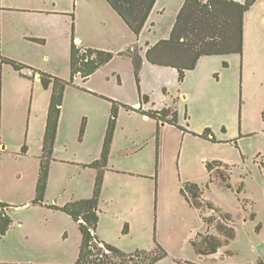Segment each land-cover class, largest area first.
I'll use <instances>...</instances> for the list:
<instances>
[{"label": "rangeland", "instance_id": "rangeland-1", "mask_svg": "<svg viewBox=\"0 0 264 264\" xmlns=\"http://www.w3.org/2000/svg\"><path fill=\"white\" fill-rule=\"evenodd\" d=\"M183 2L156 0L148 22L136 34L106 0H47L54 15L5 9L0 0L2 52L36 74L70 79L73 35L85 47L113 53L89 79L76 80L64 91L42 205L32 203L44 132L42 112L48 100L47 111L53 85L38 82L44 102L33 93L32 80L0 62L1 138L7 149L0 195L12 205L15 221L24 229L31 225L37 229L31 243L41 244L42 254L73 252L76 260L81 237L76 222H64L61 210L48 206L92 195L98 170L90 163L101 155L116 101L109 171L98 205L100 239L129 253L152 250L156 242L167 256L155 264H264V0H256L245 14L242 53L205 55L180 81L176 68L150 63L143 50L136 73L132 57L124 51L168 39ZM179 90L185 97L180 100L178 122L183 127L189 124L188 133L126 107L162 109L169 95ZM206 127L211 129L210 138L201 136ZM24 145L28 151L20 155ZM209 161L228 164L231 188L208 170ZM187 181L204 182V201L216 207H205L206 215H232L236 237L214 256L200 257L192 246L191 240L206 231L207 223L180 194Z\"/></svg>", "mask_w": 264, "mask_h": 264}, {"label": "trees", "instance_id": "trees-1", "mask_svg": "<svg viewBox=\"0 0 264 264\" xmlns=\"http://www.w3.org/2000/svg\"><path fill=\"white\" fill-rule=\"evenodd\" d=\"M129 25L139 34L145 26L149 13L153 10L156 0H106ZM256 0H185L178 11L174 27L169 38L160 40L154 45L147 44L146 58L152 64L166 65L179 71V80H183L187 70L195 68L197 61L205 55H222L242 53L244 45V14L250 10ZM0 34V62L9 64L23 77L33 78L25 74V70L35 69L18 60L6 57L1 49ZM41 42L42 40H36ZM124 53L132 57L135 72L140 71L143 56L138 46H129ZM113 53L101 49L85 47L76 42L73 35L70 44V79L54 76L48 72H39L40 81L45 87L50 83L51 90L50 106H48L47 122L42 151L38 156L40 169L36 187V196L32 204H45V192L48 187V177L53 160L55 141L57 139L58 122L63 105L64 90L67 86L76 85L78 79L86 81L100 66L106 64ZM148 100V96H144ZM114 101V100H113ZM2 92L0 83V170L1 161L5 151L2 150ZM127 109L139 111L162 123L172 124L182 131H189L178 122L177 108L163 107L158 110L143 111L126 105ZM119 103L114 101L111 117L107 126L106 137L103 141L101 156L94 159L90 165L98 170L96 172L93 193L88 198L73 199L62 205L52 204L48 207L65 211L78 224L81 232L79 254L74 264H155L160 258L167 256V252L160 244L155 242L152 250L137 249L129 253L117 248L113 244L100 239L97 233V225L100 220L98 205L103 185L104 173L108 167V157L111 152V142L114 137L115 124L117 122ZM264 121V108L262 111ZM196 134V133H194ZM211 129L206 127L201 136L210 138ZM215 140L213 137L211 138ZM27 146H23L20 155L26 154ZM263 164V163H262ZM209 171L216 172L215 178H219L228 188H231L228 164L221 161L206 162ZM212 178H210V181ZM243 187L241 184L240 189ZM180 194L197 210L204 222L207 223L205 232L197 233L191 240L192 246L198 256H213L218 250L228 245L236 237V230L232 223V215L219 213V215H206L204 208H216L210 200L204 201V189L196 181H187L181 188ZM10 204L0 198V237L7 233L12 218L8 214ZM256 217L255 213L251 218ZM214 229L211 233L209 229ZM127 228H124L125 232ZM189 264H192L188 262Z\"/></svg>", "mask_w": 264, "mask_h": 264}, {"label": "crops", "instance_id": "crops-1", "mask_svg": "<svg viewBox=\"0 0 264 264\" xmlns=\"http://www.w3.org/2000/svg\"><path fill=\"white\" fill-rule=\"evenodd\" d=\"M240 1H242V0H240ZM52 5L55 6V3L53 2ZM52 5L48 6L47 0L45 2H43L42 4L37 3V1H34V0H24V1L20 0L19 2L15 1V0H9L6 3L3 2V0H2V6L5 9L18 11V12H34L37 14H41V13L53 14V15L56 14L54 12L55 9H53L54 7ZM154 7H155V5H154ZM154 7H153V10H154ZM153 10H151L150 13ZM179 11H180V9H179ZM150 13H149V16H150ZM245 14H244V19H245ZM149 16H148V19H149ZM148 19L146 22H148ZM244 27H245V22H244ZM1 38H2V36H1ZM78 40H79V38L76 40V42ZM77 43L82 44L81 41L77 42ZM1 49H2V39H1ZM146 49H147V46H146ZM146 49H143V48L141 49V54H142L143 58H144V55L142 52H143V50H145V52H146ZM46 57H47V55L44 56V59H46ZM145 58H146V55H145ZM3 65H9V64H3ZM162 66H166V65H162ZM166 67H171V66H166ZM4 70H5V68L3 69V71ZM190 70H192V69H190ZM24 72L25 73L27 72L26 74H30V72H32V71H26L25 70ZM21 77H23V76H21ZM23 78H26V79L33 81L32 82L33 88H34L32 90L33 93L35 92L39 98H43V101L46 102V95H43L42 93H40L41 88H40V85L38 84V82L40 81L39 73L34 75L33 78H28V77H23ZM35 79H37V80H35ZM181 81H183V80H181ZM67 87H69V86H67ZM50 97H51V95H50ZM184 97L185 96L183 95V92L181 90H179L178 93L169 95V100L166 102L164 107L177 108L178 116H179V114H180V111H179L180 100H181V98H184ZM48 99H49V97H48ZM63 101H64V96H63ZM47 103H48V100H47ZM47 103H45V106L43 107V112H42L43 119H44V122H42V126L44 125L43 138H44L45 126H46L47 114H48V107H47V111H46ZM49 106H50V102H49ZM62 106H61V114H60L59 122L61 120V115H62ZM143 115L148 116L146 114H143ZM59 122H58V126H59ZM165 124H166V126H174V125L168 124V123H165ZM188 126H189V124H187V127H185V126L184 127L188 129ZM57 133H58V130H57ZM43 138H41V141H43ZM113 139H114V137H113ZM2 145H4V144H2ZM111 145H112V142H111ZM4 147H5V145H4ZM3 150L5 151V154H6L7 149L4 148ZM38 151L41 154L42 144L38 148ZM5 154H3L2 161L4 159ZM39 155H37V157ZM110 157H111V152H110V156L108 157V161H109ZM38 159H39V157H38ZM2 161H1V164H2ZM39 169H40V166H39ZM107 171H109V164H108L106 172ZM48 180H49V177H48ZM202 183H204V182H202ZM202 183L198 182L199 185H202ZM0 198H1V195H0ZM1 200H2V198H1ZM11 207H12V205H10V207L8 208V214L10 216H11V214H10ZM59 213H62L64 215V216H62L63 217L62 219L64 222H69V221L74 220L70 215L65 213V211L61 210ZM11 218H12V222H11V225L9 226V229L7 230V233L5 235H3L2 237H0V264H73V261H75L72 258L73 252L69 254V252L62 253L63 252L62 251L61 253H59L57 255L42 254L41 253V244H39V243L32 244L31 243V241L33 242V240L38 236L37 229L32 227V225L29 229H24L23 228L24 224L22 222L15 221L12 216H11ZM74 222H76V221L74 220ZM76 224H77V222H76ZM77 226H78V224H77ZM80 234H81V232H80ZM81 237H82V235H81ZM81 237H80V243H81ZM80 243H79V247L77 249L76 258H77V255L79 254ZM65 251H69V249H67Z\"/></svg>", "mask_w": 264, "mask_h": 264}, {"label": "water", "instance_id": "water-1", "mask_svg": "<svg viewBox=\"0 0 264 264\" xmlns=\"http://www.w3.org/2000/svg\"><path fill=\"white\" fill-rule=\"evenodd\" d=\"M1 148L4 149L5 148L4 145H2Z\"/></svg>", "mask_w": 264, "mask_h": 264}, {"label": "built area", "instance_id": "built-area-1", "mask_svg": "<svg viewBox=\"0 0 264 264\" xmlns=\"http://www.w3.org/2000/svg\"><path fill=\"white\" fill-rule=\"evenodd\" d=\"M30 73H32V72H30Z\"/></svg>", "mask_w": 264, "mask_h": 264}]
</instances>
